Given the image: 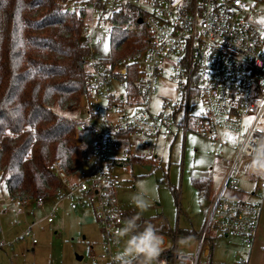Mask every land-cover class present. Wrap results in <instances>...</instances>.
Segmentation results:
<instances>
[{"label": "built area", "instance_id": "built-area-1", "mask_svg": "<svg viewBox=\"0 0 264 264\" xmlns=\"http://www.w3.org/2000/svg\"><path fill=\"white\" fill-rule=\"evenodd\" d=\"M255 1L83 0L88 18L83 44L89 51V76L84 82L86 108L101 128L90 131L94 148L88 151L76 182L68 185L62 177L64 188L55 198L52 215L63 201L69 202L72 210L78 209L76 201L93 207L102 241L101 253L89 255L91 264H115L111 258L123 245L115 229L130 217L117 198L121 182L114 168L157 158V143L170 142L181 134L185 146L190 127L210 141L207 154L216 160L221 161L231 136L237 146L230 149L233 159L223 163L226 171L221 189L208 209L197 253L178 251L176 243L161 234L164 245L155 264H216L209 260L210 248L206 247L211 227L220 234L240 238L247 251L252 249L262 201L234 199L225 192H238L246 174L257 183L259 198L264 199V178L247 169L255 140L264 136L260 130L264 113L257 110L258 101L264 99V23L259 21L261 12ZM136 25L148 29V47L138 55L113 62V30ZM104 42L109 56L97 59L94 47H102ZM159 88H171L172 92L154 107ZM77 131L81 136L88 129L81 124ZM51 169L60 173L57 163ZM204 181L212 185L211 179ZM199 194L206 198L205 191ZM34 202L44 209V198ZM22 213L20 209L17 216ZM34 226L22 239L32 238ZM2 233L0 223V236ZM3 246L4 241L0 242V248ZM237 264H249L248 258H239Z\"/></svg>", "mask_w": 264, "mask_h": 264}, {"label": "trees", "instance_id": "trees-1", "mask_svg": "<svg viewBox=\"0 0 264 264\" xmlns=\"http://www.w3.org/2000/svg\"><path fill=\"white\" fill-rule=\"evenodd\" d=\"M82 3L0 0V183L19 204L55 199L64 188L62 177L74 178L88 156L76 142L81 123L66 115L87 101L89 51L83 28L88 18ZM150 37L145 25L127 30L117 26L110 42L112 61L138 55ZM156 162L123 166L152 167ZM54 163L59 174L51 169ZM193 185L209 196L211 184L194 180ZM145 221L155 224L154 219L140 223ZM163 224L158 232L174 239L176 230ZM178 233L198 238L192 231ZM133 264H140L139 259Z\"/></svg>", "mask_w": 264, "mask_h": 264}, {"label": "rangeland", "instance_id": "rangeland-1", "mask_svg": "<svg viewBox=\"0 0 264 264\" xmlns=\"http://www.w3.org/2000/svg\"><path fill=\"white\" fill-rule=\"evenodd\" d=\"M256 6L257 11L261 12L259 21L264 23V0L257 1ZM105 46H107V51H105ZM94 51L97 59L109 56L107 42H104L102 47H94ZM171 92V88L166 90L159 88L154 97V107L160 105L161 98L170 96ZM66 115L86 125L88 129L86 133L80 136L78 131L76 132V142L84 150L92 151L94 141L90 131L92 127L101 128V125L88 116L86 103L83 102L78 111L66 113ZM228 145L229 148L222 151L220 161L207 154L211 148L210 141L197 135L191 127L185 139V146H183V134L179 135L175 141H159L155 147L158 160L152 167L134 163L130 166L114 168V174L121 182V186L117 189L120 206L130 217L139 213L140 221L154 219L157 229L165 223L167 228L180 230L191 229L193 225L197 231L206 224L205 211L203 217L201 212L209 209V204L201 197L193 181L211 179L212 184L216 186L215 189H218L217 186L226 171L223 163L234 157L233 151L230 150L237 146L234 136L229 138ZM245 177L246 174H243L239 182L241 190L233 192L230 197L240 200L247 199L252 202L254 198L247 194L254 190V184L257 183L248 182ZM66 181L68 185H72L76 182V176ZM142 182L145 183L147 198L151 203L145 211L140 212L132 203L131 197L139 191ZM174 190H177L178 201ZM76 203L77 211L71 209L69 202L63 201L59 204L56 213L52 215L56 199H46L45 209L38 207L35 202H30L23 207L19 202L9 198L3 184L0 183V220L3 216L2 211L10 209L13 205L16 207L15 215L19 209L24 211L20 217L15 218L14 216L12 220V226L15 229L12 238L0 240V242H5V246L0 248V264H91L90 251L93 250L96 254L101 253V227L92 206L79 204L78 201ZM159 209L162 211L161 219L157 218ZM9 214H11L10 210ZM48 218H52L51 223L48 222ZM32 225H35L32 238L22 239L24 232ZM209 230L214 238V263L237 264L239 260L237 256L242 259L247 258V249L240 238L222 236L213 227ZM33 239L37 241L35 246L32 243ZM197 246L188 235H180L178 238L180 252H188L190 248Z\"/></svg>", "mask_w": 264, "mask_h": 264}, {"label": "clouds", "instance_id": "clouds-1", "mask_svg": "<svg viewBox=\"0 0 264 264\" xmlns=\"http://www.w3.org/2000/svg\"><path fill=\"white\" fill-rule=\"evenodd\" d=\"M257 110L264 113V99L258 101ZM260 130L264 131V125ZM250 156L248 171L264 178V136L255 140ZM131 200L140 212L150 206L151 201L147 198L145 183L140 184L139 191L132 195ZM120 223L121 226L115 229V236L123 239V246L113 254L112 261L115 264H133L138 258L140 264H155L164 245V237L158 232L157 227L148 221L141 224L139 213Z\"/></svg>", "mask_w": 264, "mask_h": 264}, {"label": "crops", "instance_id": "crops-1", "mask_svg": "<svg viewBox=\"0 0 264 264\" xmlns=\"http://www.w3.org/2000/svg\"><path fill=\"white\" fill-rule=\"evenodd\" d=\"M177 139V138H176ZM175 139V140H176ZM174 140V141H175ZM174 143V142H173ZM171 143V144H173ZM183 155H184V152H183ZM183 159H184V156H183ZM157 160H158V156H157ZM183 164V163H182ZM182 166V165H181ZM149 167V166H147ZM245 178H247V181L248 182H252L250 180V178L248 176H246ZM201 181V180H200ZM221 183L222 181L220 182V184L217 186L218 189H215V185L212 184L211 188H210V194L208 197L204 198L207 202V204H209V207H210V204L212 202V199L213 197L216 195V193L221 189ZM254 184V183H253ZM199 190V189H198ZM241 190V189H240ZM239 192V191H238ZM233 193V191H230V190H227L225 192V195L230 197L231 194ZM247 195H251L252 198H254L253 201H262V214H261V219H260V223H259V229H258V233H257V238L255 240V243L252 247V249L250 251H247L248 252V261H249V264H264V199L261 200L259 198V194H258V188H257V184H254V190L250 193H248ZM250 198H248L249 200ZM243 200H247V199H243ZM16 207L13 205V207H11L10 209H7V210H3L2 211V219L0 220V223H1V227H2V231H4L2 233V235L0 236L2 239L0 240H5V239H11L12 236H13V233H14V227L12 226V220L14 219V216L15 218H18L20 216H17L18 214V211L20 210H17L16 212V215L14 213V211H16L15 209ZM45 209V208H44ZM9 210L11 212V214H9ZM78 209H76L75 211H77ZM161 211V209H159ZM204 211H205V217L204 219L206 220V217L208 216V209L207 210H202L201 212V215L203 217V214H204ZM24 212V211H23ZM6 214V215H5ZM9 214V215H8ZM161 214H162V211H161ZM205 227V225H204ZM204 227H200L199 229H197V231L194 229L195 227H193L192 225V228L191 229H185V230H180L178 228H175L176 232H175V238L172 239L170 238L169 236H167L169 239H171L172 241H174L177 245V250H178V238L180 237L178 234L179 230L181 233L183 232H186V231H192V232H195L196 234H198V238L192 236L193 234L190 233V235H188V237L190 239H193V242H195V244H197L198 246L195 248H190V251L188 252H185V251H181V252H185V253H189V254H196L197 253V250H198V247H199V241H200V235L202 234L203 230H204ZM214 229V228H213ZM215 230V229H214ZM216 231V230H215ZM217 232V231H216ZM219 233V232H218ZM184 234V233H183ZM222 236H226V235H223L221 234ZM5 238V239H4ZM213 240V236L210 235V230H209V233H208V237H207V244H206V247L207 248H211L213 246V242L212 243H209L210 240ZM34 245V244H33ZM193 245V244H191ZM35 246V245H34ZM179 251V250H178ZM211 251V250H210ZM213 252L214 250L212 251V253L210 252V257H209V260H212L214 262V259H213ZM237 259H239V256H237Z\"/></svg>", "mask_w": 264, "mask_h": 264}, {"label": "water", "instance_id": "water-1", "mask_svg": "<svg viewBox=\"0 0 264 264\" xmlns=\"http://www.w3.org/2000/svg\"><path fill=\"white\" fill-rule=\"evenodd\" d=\"M139 24H142V20L141 19L139 20ZM158 212H159V214H161V211L160 210H158ZM80 259H82V258H80Z\"/></svg>", "mask_w": 264, "mask_h": 264}, {"label": "snow or ice", "instance_id": "snow-or-ice-1", "mask_svg": "<svg viewBox=\"0 0 264 264\" xmlns=\"http://www.w3.org/2000/svg\"><path fill=\"white\" fill-rule=\"evenodd\" d=\"M105 51H107V46H105Z\"/></svg>", "mask_w": 264, "mask_h": 264}]
</instances>
